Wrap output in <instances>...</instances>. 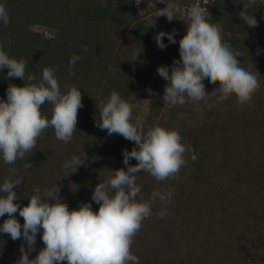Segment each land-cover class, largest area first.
<instances>
[{
	"label": "trees",
	"instance_id": "trees-1",
	"mask_svg": "<svg viewBox=\"0 0 264 264\" xmlns=\"http://www.w3.org/2000/svg\"><path fill=\"white\" fill-rule=\"evenodd\" d=\"M135 1L0 0L10 16L7 26L0 22V42L11 58L27 62L25 83L29 73L39 78L44 68L52 67L61 91L75 85L81 90L83 104L70 142L57 140L54 129L47 128L23 160L8 165L0 159V184L9 175V168L23 177L14 188L18 196L15 203L21 208L28 205L35 189L43 194L57 185L58 196L70 211L85 202L98 211L99 205L92 201L95 186L113 171L125 170L124 151L137 147L135 142L119 134L108 135L96 126L100 104L115 91L133 105L134 91L147 90L144 96L150 100V124L162 112L160 107L170 105L164 97L168 81L157 67L165 66L171 74L174 60L180 59L179 42L187 25L178 14L174 28L151 29L135 13ZM159 2L162 0H143L139 6L145 9ZM164 2L162 8L169 0ZM174 2L182 7L190 0ZM245 3L248 0H216L208 19L221 26L222 40L242 53L240 66L257 73L260 87L251 102L243 105L234 95L223 101L209 96L207 103L171 104L166 128L179 131L181 142L191 145L196 159L193 161L192 152H186V163L178 175L165 181H157L144 171L137 175L136 183L141 187L138 200H148L157 189L172 192L167 205L159 199L153 202L151 215L134 237L131 251L139 264H264V0H256L247 9L257 20L256 27L248 26L239 16ZM160 32L173 34L176 43L164 36L166 47L160 49L155 40ZM136 53L140 54L135 58ZM73 54L80 59L72 69L74 75H69ZM150 62L160 65L150 69ZM7 72V68L0 69V100L7 99L10 84L24 86L23 80L10 78ZM203 83L209 94L219 87L209 79ZM41 112L50 119L52 106L46 103ZM139 115L133 109V121ZM84 153V164L75 172L65 170V161L73 156L83 160ZM27 163L32 167L25 169ZM165 207L168 215L160 218L158 214ZM14 216L22 226L19 210ZM6 219L7 214L0 217V225ZM226 232L231 247L222 246ZM41 237L42 230L29 259L45 247ZM22 245L27 251L23 237L12 240L0 233V264H16Z\"/></svg>",
	"mask_w": 264,
	"mask_h": 264
},
{
	"label": "clouds",
	"instance_id": "clouds-1",
	"mask_svg": "<svg viewBox=\"0 0 264 264\" xmlns=\"http://www.w3.org/2000/svg\"><path fill=\"white\" fill-rule=\"evenodd\" d=\"M140 2L136 0L137 4ZM255 2L248 0L243 4L244 11L239 13L250 27L257 26L254 15L247 11ZM204 5H208V0H203V6L197 3L186 10L189 23L179 42L180 59L174 60L171 74L165 66L158 68L159 75L168 81L164 97L173 105H184L189 101L207 103L209 96L223 101L233 95L240 105L250 103L260 87L259 77L240 66L238 57L242 53L234 51L230 43L222 40L221 26L209 22ZM180 13V5L169 0L166 7L157 9L153 16H166L172 21ZM0 22L5 26L10 23L3 3H0ZM164 36L176 43L173 34L160 32L155 37L160 49L166 47ZM11 43L9 40L8 44ZM139 54L136 53L135 58ZM79 59L77 54L70 57L69 75H74L72 69ZM4 68L8 69V77L20 78L24 86L10 84L7 99L0 100V159L8 165L23 160L47 128L54 129L57 140L70 142L77 130L78 110L83 107L81 90L71 85L62 92L52 67L44 68L39 78L29 73L25 83L27 62L11 58L4 43L0 42V69ZM204 79L218 83L219 87L211 94L207 93ZM46 103L52 106L50 119L41 112ZM99 107L100 119L96 126L107 130L108 135L119 134L137 146L123 153L127 170L113 171V175L95 186L92 201L99 209L94 212L91 203L87 202L70 211L59 198L57 185L45 189L43 194L39 188L35 189L36 194L28 198V205L21 208L15 203L18 196L14 188L22 183L23 177L18 176L14 168H9V175L0 184V193L5 194L0 196V217L8 215L0 225V233L8 234L12 240L23 237L26 242L27 251L23 245L20 247L21 256L16 264H139V258L131 251L134 237L143 220L151 215L153 202L159 199L162 205H167L171 202L172 192L157 189L148 200H138L141 187L136 183L137 174L144 171L157 181H165L178 175L186 163V152H192L195 161L191 145L181 142L178 130L153 126L145 131L141 120L133 121L132 105L117 92L113 91ZM132 158L138 162L134 166L129 164ZM84 163L85 153L83 160L73 156L65 161L64 167L66 171L75 172ZM31 167V163L24 165L25 169ZM18 210L24 221L22 226L14 216ZM158 215L160 218L167 216L166 207ZM41 230L45 247L34 259H29Z\"/></svg>",
	"mask_w": 264,
	"mask_h": 264
},
{
	"label": "rangeland",
	"instance_id": "rangeland-1",
	"mask_svg": "<svg viewBox=\"0 0 264 264\" xmlns=\"http://www.w3.org/2000/svg\"><path fill=\"white\" fill-rule=\"evenodd\" d=\"M142 1L143 0H141V2L139 4H141ZM139 4L135 3V7H136L135 13L139 14L141 16V21L144 20V21L147 22V23L146 22L145 23L147 24V26H149V28L158 29L159 27H161V28L173 27V23H174L173 20L169 21L166 16H160L158 18L153 16V13L157 9H163L162 6L164 5V3L159 2V3L149 4V6L147 8H145V9L141 8V5L139 6ZM153 5H154V7H153ZM150 8H152V9H150ZM152 21H153V25L150 26ZM37 29L41 30L40 28H35V30H37ZM175 33H176V30H175ZM46 35L49 36L50 34L46 33ZM158 64L156 62H155V64L150 62V64H149V65H151L150 69L151 68L155 69V67H157ZM146 69H148V68H146ZM157 69H158V67H157ZM147 92H148L147 90H145V91L141 90L140 91V90H137V89L134 91V94H133V105H132L133 109H135L136 111L140 112L139 120L142 121L146 131H147L148 128L153 127V126H162V127L166 128L168 125L165 122L167 121V118H168L167 113H168V111L171 108V103H170V105H167V106L164 105L163 107H160V108H162V112L160 114H158L157 116L153 117L154 118L153 124H150L151 121H149L150 118L148 116V112H149V108H150V100H149V98H146L144 96ZM137 163L138 162L135 160V158H132V159L129 160V164L130 165L134 166ZM126 170H127V166H125V171ZM141 173L142 172H140L138 174H141ZM229 237H230L229 232H226L223 235V238H222V240H224V243H222L223 247H226V244H228L229 247H231L233 245V244H231L228 241ZM234 245H237V243H234Z\"/></svg>",
	"mask_w": 264,
	"mask_h": 264
},
{
	"label": "built area",
	"instance_id": "built-area-1",
	"mask_svg": "<svg viewBox=\"0 0 264 264\" xmlns=\"http://www.w3.org/2000/svg\"><path fill=\"white\" fill-rule=\"evenodd\" d=\"M215 2H216V0H208V5H204V7H206L208 13L213 9ZM197 3H199L203 6V0H190L189 3H186L185 5H183L181 7L180 19H181V22L183 23V25H187L189 23V21L186 19L187 8L194 5V4H197Z\"/></svg>",
	"mask_w": 264,
	"mask_h": 264
}]
</instances>
